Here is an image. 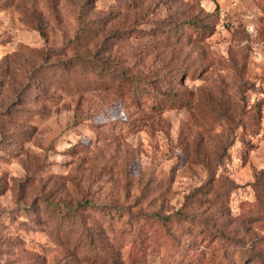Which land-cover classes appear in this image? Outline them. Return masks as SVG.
<instances>
[{
    "label": "rangeland",
    "instance_id": "obj_1",
    "mask_svg": "<svg viewBox=\"0 0 264 264\" xmlns=\"http://www.w3.org/2000/svg\"><path fill=\"white\" fill-rule=\"evenodd\" d=\"M0 264H264V0H0Z\"/></svg>",
    "mask_w": 264,
    "mask_h": 264
},
{
    "label": "trees",
    "instance_id": "obj_2",
    "mask_svg": "<svg viewBox=\"0 0 264 264\" xmlns=\"http://www.w3.org/2000/svg\"><path fill=\"white\" fill-rule=\"evenodd\" d=\"M82 61V60H81ZM72 62H68V64H71ZM113 88L116 89L115 91L117 92H121L123 91L125 88H127V85L124 83L123 85L118 82L116 83V85H113ZM92 204L89 202H82V203H78L75 208H70L68 206H64V212L66 213V216H70L72 214H74L75 210H82V209H86L91 207ZM54 207V206H53Z\"/></svg>",
    "mask_w": 264,
    "mask_h": 264
}]
</instances>
